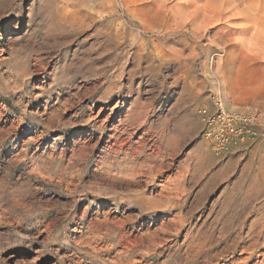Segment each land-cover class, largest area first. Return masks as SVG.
<instances>
[{"label":"rangeland","instance_id":"rangeland-1","mask_svg":"<svg viewBox=\"0 0 264 264\" xmlns=\"http://www.w3.org/2000/svg\"><path fill=\"white\" fill-rule=\"evenodd\" d=\"M261 254L264 0H0V264Z\"/></svg>","mask_w":264,"mask_h":264},{"label":"built area","instance_id":"built-area-1","mask_svg":"<svg viewBox=\"0 0 264 264\" xmlns=\"http://www.w3.org/2000/svg\"><path fill=\"white\" fill-rule=\"evenodd\" d=\"M209 126H215L214 138L219 142H225L230 137L239 136L243 134L244 128L239 127V122H246L234 112H227L224 110L218 111V113L213 114L208 117ZM210 136L211 133H207Z\"/></svg>","mask_w":264,"mask_h":264},{"label":"bare ground","instance_id":"bare-ground-1","mask_svg":"<svg viewBox=\"0 0 264 264\" xmlns=\"http://www.w3.org/2000/svg\"><path fill=\"white\" fill-rule=\"evenodd\" d=\"M193 34V33H192ZM256 227V226H255ZM260 228V227H259ZM214 229V228H213ZM220 229H222V228H220ZM226 229V228H225ZM209 230V229H208ZM219 230V229H218ZM260 230H261V228H260ZM213 231V230H212ZM211 231V232H212ZM196 232V231H195ZM206 232V231H205ZM250 232V231H249ZM256 232V231H255ZM255 232H254V234H255ZM197 233V232H196ZM257 233V232H256ZM208 234V233H207ZM193 235H194V233H193ZM203 235H204V233H203ZM205 237V236H204ZM209 237V236H208ZM208 237H206V238H208ZM205 238V239H206ZM185 240L186 241H188V243H187V249H192V248H194V247H198V248H201V245H200V243H198L199 242V237H198V233L195 235V237H190V234H187L186 236H185ZM205 244V243H204ZM149 249V248H148ZM203 249V248H202ZM205 249V248H204ZM189 253V252H188ZM192 254V253H191ZM195 254V253H194ZM198 254V253H197ZM249 255V254H248ZM260 257H264V254H261V255H259ZM245 260H247V259H245ZM249 260V259H248ZM245 263V262H244ZM254 264H261L260 262H255Z\"/></svg>","mask_w":264,"mask_h":264}]
</instances>
